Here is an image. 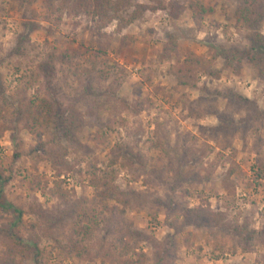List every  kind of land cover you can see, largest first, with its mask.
<instances>
[{
  "label": "rangeland",
  "instance_id": "rangeland-1",
  "mask_svg": "<svg viewBox=\"0 0 264 264\" xmlns=\"http://www.w3.org/2000/svg\"><path fill=\"white\" fill-rule=\"evenodd\" d=\"M190 1L133 0L149 9L121 28L135 8L123 10L98 30L43 0H0V167L11 173L5 194L23 208V239L29 248L38 241L40 264H129L139 254L156 264L152 241L171 250L166 264H264V116L253 119L251 107L225 98L233 90L264 111V78L248 63L227 69L222 58L213 63L220 79L200 75L197 89L177 87L168 72L188 50H248L254 31L264 35V19L250 29L236 23L238 0H196L215 10L197 26ZM171 3L185 7L177 18L164 9ZM169 34L179 56L164 59ZM94 56L95 67L87 61ZM52 57L65 107L75 99L82 113L94 106L97 114L86 115L74 146L55 121L43 119L36 137L17 118L19 103L45 96ZM224 118L234 127L220 128ZM112 192L129 203L105 197ZM168 198L177 208L209 201L252 237L193 225L176 232L184 219L159 203ZM94 215L91 236L75 237L85 253H70L72 228ZM25 264H35L32 254Z\"/></svg>",
  "mask_w": 264,
  "mask_h": 264
},
{
  "label": "trees",
  "instance_id": "trees-1",
  "mask_svg": "<svg viewBox=\"0 0 264 264\" xmlns=\"http://www.w3.org/2000/svg\"><path fill=\"white\" fill-rule=\"evenodd\" d=\"M9 1V0H1ZM22 3L33 4L35 0H16ZM45 8L52 13H60V15H66L70 18H77L80 16H86L92 22V25L98 30L105 28L113 20H121L119 14L121 11L134 7L135 10L127 19L122 20V27L130 25L139 19L143 13L149 9L145 5L133 4V0H43ZM239 5L236 10V23L237 25H243L247 28L253 29L256 23H259L264 19V0H238ZM188 8L192 10V19L197 26H201L205 18L215 12L214 8L205 5L202 2L191 0ZM155 9V8H153ZM164 9L168 10L172 17L177 18L185 9L184 6H180L175 3L169 4ZM60 19V18H58ZM251 47L248 50H240L236 48L225 49L218 47L214 50L210 57L205 55L196 54L194 51L188 50L182 58L177 57L175 63L169 66L168 72L174 77L176 86L180 88L197 89L199 84L200 75H206L215 79H220V72L213 68V63L218 59L224 60V66L227 69H236V67H242L244 63H248L253 68L258 70V74L261 78H264V35L254 31L251 36ZM174 56H179L177 47V41L171 34L168 36V41L164 44L161 57L164 59H170ZM61 59L67 61L68 56L62 55ZM97 56L87 60L91 62L93 67L97 64ZM57 57H52V60L47 65L46 80L47 87L45 96L39 98L38 103L32 102L31 105L25 103H19L16 109L17 118L23 121L29 132L36 137H40L39 126L43 119L55 121L56 126L63 131V136L67 141L74 146L76 135L86 125L87 116H97L94 106L88 107L85 113H82L78 109V101L73 99L69 105L65 107V104L60 95V88L55 87L53 80L55 75L52 71L55 69L54 63ZM108 65V64H107ZM116 64L113 63L104 74V77H110ZM214 95H221L220 92H216ZM225 98L231 102L248 106L253 109V119H259L264 116V111L259 110L256 103L249 100L245 96L228 90V94ZM234 127L232 121H228L225 118L221 119L220 128ZM19 154H16L18 157ZM60 160V157L57 156ZM263 168V166H261ZM10 173V172H9ZM95 175V174H94ZM258 176H263L264 173H259ZM11 173L6 175L5 170L0 167V264H25L30 254L33 255L35 264H40L41 251L38 245V241H34L31 248L25 245L22 231L25 228L23 208L16 206L10 202L5 194V188L11 181ZM99 180H95L93 184H98ZM110 199L117 200L119 203H129L127 194L105 193ZM62 196V195H61ZM123 197V198H121ZM160 204L166 206L170 212L179 211L184 219L181 226L175 227L176 232H181L184 225H193L195 227H204L207 229H217L226 234L231 230L233 232H239L241 237L245 241H248L252 237L251 232L248 231L246 226H239V224H228L225 216L221 212H216L211 208L209 201H203L198 207L195 208H177L171 198L167 200H160ZM97 216L94 215L90 224L82 225L79 228L73 227L71 237L67 242L69 252H76L78 256L84 254L86 249L80 244L86 237H90L92 234V225L97 224ZM255 234V233H254ZM79 235H83L82 240H78ZM128 236L121 239L125 245V252H129L131 246L127 239ZM153 242V246L156 249V264H166V259L169 257L171 250L165 247L164 243ZM145 254H139L135 261L129 262V264H144Z\"/></svg>",
  "mask_w": 264,
  "mask_h": 264
}]
</instances>
